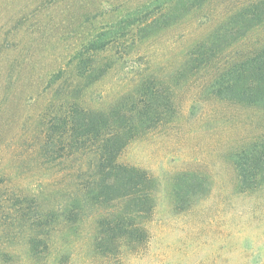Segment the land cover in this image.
<instances>
[{"label": "rangeland", "instance_id": "374dc122", "mask_svg": "<svg viewBox=\"0 0 264 264\" xmlns=\"http://www.w3.org/2000/svg\"><path fill=\"white\" fill-rule=\"evenodd\" d=\"M254 1L201 0L183 12L185 0L174 7L156 0H0V202L36 195L49 212L70 200L80 163L88 161L78 156L52 163L43 144L48 117L73 95L84 108L108 111L153 80L171 97L172 112L131 141L120 158L158 182L147 244L135 251L122 247L117 254L97 251L95 214L75 230L57 228L54 256L38 264H264V190L240 192L232 161L264 136V107L214 96L210 85L217 66L186 69L192 49ZM166 12L176 18L167 27ZM133 15L145 18L142 27L136 21L125 36L95 53L90 80L77 75L86 43L104 33L112 40L118 29L110 28ZM262 45L264 26L232 53L249 55ZM103 66L110 68L94 76ZM182 173L194 175L198 194L191 206L179 209L173 190ZM17 231L0 225V264H36Z\"/></svg>", "mask_w": 264, "mask_h": 264}, {"label": "trees", "instance_id": "16d2710c", "mask_svg": "<svg viewBox=\"0 0 264 264\" xmlns=\"http://www.w3.org/2000/svg\"><path fill=\"white\" fill-rule=\"evenodd\" d=\"M157 1L164 7H174V3L183 0ZM199 1L185 0L183 12H188V6ZM166 15L168 17H163L165 27L176 20L167 12ZM159 19L160 15L153 22ZM139 20L133 15L111 27L118 29L112 30V40L104 33L88 41L78 54L77 75L90 80L93 75L89 74L96 72L95 53L104 51L116 42L117 37L125 36L126 30ZM143 20L139 21L142 22L139 29L146 22L145 18ZM123 22L125 27H122ZM263 26L264 0L235 10L206 40L192 49L186 69L197 72L202 67L217 66L210 85L214 96L264 107V45L249 55L232 53L239 43ZM218 66L223 69L219 71ZM109 68L100 67L94 76H103ZM78 91L75 89L74 93ZM133 94L123 97L108 111L84 108L73 95L72 100L65 101L63 110L48 117L43 150L50 162L75 161L78 156L88 162L80 163L77 189L71 193L70 200L55 211H43L36 195L15 196L0 202L1 213L2 207L7 211L0 215V225L9 231L18 230L17 236L20 234L36 264L54 256L52 248L57 228L63 226L75 230V226L95 214L94 245L97 251L117 254L122 247L135 251L147 244V224L155 213L158 182L147 170L126 165L120 158L130 142L161 123L164 114L172 112V106L170 94L153 80L142 82ZM232 161L238 173L240 192L264 190V136L244 146L232 156ZM173 193L177 208L191 206L198 194L194 175L178 174ZM9 236L5 237L10 239ZM2 257L5 261L10 260L7 252Z\"/></svg>", "mask_w": 264, "mask_h": 264}]
</instances>
